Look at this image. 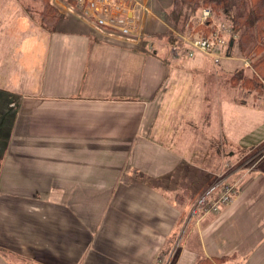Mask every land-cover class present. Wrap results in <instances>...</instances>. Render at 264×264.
Here are the masks:
<instances>
[{
	"label": "crops",
	"instance_id": "crops-1",
	"mask_svg": "<svg viewBox=\"0 0 264 264\" xmlns=\"http://www.w3.org/2000/svg\"><path fill=\"white\" fill-rule=\"evenodd\" d=\"M146 15L135 46L80 16L55 29L0 16V264H160L171 247L174 264H264V110L228 91L213 110L208 90L232 87L220 68L202 88L188 87L195 76L177 88L185 80L158 47L186 55L174 45L195 33L167 13L164 30L146 34ZM186 57L195 69L211 60ZM242 62L233 70L251 69ZM234 182L218 213L193 212Z\"/></svg>",
	"mask_w": 264,
	"mask_h": 264
},
{
	"label": "trees",
	"instance_id": "trees-1",
	"mask_svg": "<svg viewBox=\"0 0 264 264\" xmlns=\"http://www.w3.org/2000/svg\"><path fill=\"white\" fill-rule=\"evenodd\" d=\"M40 6L38 18L42 26L55 29L58 22L65 18L64 13L54 6L50 0H31ZM172 7L168 18L180 30L194 33H208L212 27V20H206L201 25L196 23L197 13L202 8H210L214 19L229 23L236 33L232 46L242 55L252 61L251 69H235L229 75V85L240 87L256 98L264 99V0H171ZM73 2V0H66ZM192 25H195L192 26ZM192 26V28H191ZM160 35V34H158ZM173 40V39H171ZM177 43L174 38L173 43ZM227 256H213L202 258L197 264H223L229 261Z\"/></svg>",
	"mask_w": 264,
	"mask_h": 264
},
{
	"label": "built area",
	"instance_id": "built-area-1",
	"mask_svg": "<svg viewBox=\"0 0 264 264\" xmlns=\"http://www.w3.org/2000/svg\"><path fill=\"white\" fill-rule=\"evenodd\" d=\"M52 3L68 17L80 16L83 22L92 27L93 32L111 41L112 38H119L133 46L142 38L140 17L151 13L145 0H73L69 3L57 0ZM211 16L210 8H202L198 16L199 23H204ZM235 37L229 23H214L208 33L181 36L175 52L183 50L188 56L200 52L210 56L214 63H219L221 56L226 54L229 40ZM239 190L238 184H223L215 197H200L193 212L201 207L204 213H215L221 206L230 203Z\"/></svg>",
	"mask_w": 264,
	"mask_h": 264
},
{
	"label": "rangeland",
	"instance_id": "rangeland-1",
	"mask_svg": "<svg viewBox=\"0 0 264 264\" xmlns=\"http://www.w3.org/2000/svg\"><path fill=\"white\" fill-rule=\"evenodd\" d=\"M148 6L151 10L152 15H146V16H154V17L147 18V20H146V24H145L146 34H149L153 31L164 30V24H166V26L168 24L167 20H166V16H167V13L171 10L170 8L172 7V1L171 0H148ZM39 9H40L39 4H37V3L34 4V3H32L31 0H0V16H5V18H6L5 21H9V16H34V17L39 16L38 15ZM34 21H36V19H34ZM38 21H39V18H38ZM151 22H152V24H150ZM153 22L157 23L156 28L151 27V25L154 26ZM39 23H41V22L39 21ZM34 28L35 27L33 26V24H30L28 27H24V31H27V35H29V36L24 38V43L29 45V43L32 40V31L34 30ZM153 29H155V30H153ZM173 32L175 34L177 33L176 30H173ZM147 39H150V38H147ZM153 39L155 41H157V39H155V38H153ZM160 40L163 41V39H160ZM147 41H149V40H147ZM163 46L158 47V55L160 57L161 56L167 57V59L170 60V65H169V63H168V65H169V67L171 66V76L172 77L173 76L183 77V79L185 80V85H179L177 88L185 87L187 84H189L188 77H194V76H195V79H194L193 83H191L188 87H191V88H199L200 87V88H202L203 85L198 86L200 80L202 78H206V77L207 78L215 77V69L216 68L217 69L220 68V70H221V73L219 76H221V74H222V76L227 78V76H229L231 74V71L235 67H240L243 65L242 59L244 62L247 61V64L252 68L251 59H249L247 57H243L242 55H240V53L237 51L236 48H234L232 51V55L234 57L233 61H229V59L226 58L225 55H222L219 63H214L213 60L211 59L212 61L211 60L208 62L205 61L203 63L204 64L203 69H202V67L195 69L194 67H192V65L190 66L188 64L190 62L189 61L190 59H189V57H186L185 54L179 53V55H174L171 52L170 45L168 47L169 48L168 50L166 49V47H163ZM225 91H228L232 96H237L239 94H246L245 103L247 105H251V106L257 107L261 110H264V99H261V98L255 99L253 96H251L252 94L250 95V93L245 92L242 88L229 87L225 83H224L223 87L222 86H215L211 89V91H210V89L208 90V93H212L214 95V96H212L214 98V100L212 101L213 110L217 111L218 109H222V102L219 100H216V99H217V97L219 98V94L226 95ZM238 102H239L238 100L230 101L229 102L230 103V109H237V103ZM246 108H249V107L247 106ZM2 121H3V118H0V126L3 124ZM261 121H262V123H264V113H262ZM1 134H4V133H0V135ZM1 141L2 140L0 138V142ZM257 149L258 148L254 149L252 151H255ZM261 150H264V145L260 146V151ZM230 153L239 154V150H236L234 148H230ZM257 155L258 156L264 155V151L260 152ZM262 157H264V156H262ZM230 164L231 165H229V168H231V166L234 163L231 162ZM225 184H237V183L234 182V183H225ZM221 189H222V186H221L220 190L218 191V193L221 191ZM222 207L223 206H221V208ZM220 209L217 212L212 213V214L218 213L220 211ZM172 248L173 247L166 250V252L163 255V260H162V262H160V264H174L175 259L177 257L178 248L176 247V250L174 251V253H172ZM170 250H171V252H170ZM228 260L232 261L233 258H230Z\"/></svg>",
	"mask_w": 264,
	"mask_h": 264
},
{
	"label": "water",
	"instance_id": "water-1",
	"mask_svg": "<svg viewBox=\"0 0 264 264\" xmlns=\"http://www.w3.org/2000/svg\"><path fill=\"white\" fill-rule=\"evenodd\" d=\"M233 43L232 42H230V46L232 45Z\"/></svg>",
	"mask_w": 264,
	"mask_h": 264
}]
</instances>
